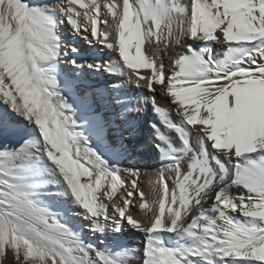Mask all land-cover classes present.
I'll list each match as a JSON object with an SVG mask.
<instances>
[{"label": "snow or ice", "instance_id": "snow-or-ice-1", "mask_svg": "<svg viewBox=\"0 0 264 264\" xmlns=\"http://www.w3.org/2000/svg\"><path fill=\"white\" fill-rule=\"evenodd\" d=\"M62 25L77 34L90 26L118 61L69 59L68 51L79 50L62 46ZM81 38L92 44L87 34ZM160 44L175 49L168 72ZM145 45L154 46L151 54ZM62 60L73 72L104 70L129 82L135 76L136 87L145 81L153 95L144 102L176 134L178 144L152 125L164 162L148 173L154 199L138 193L139 207L151 213L147 225L128 214L136 169L124 170L132 190L109 215L105 199L124 182L116 163L92 145L98 137L118 153L129 151L124 132L134 136L133 102L95 91L78 75L64 81ZM154 85L178 120L157 104ZM65 87L77 90L78 103ZM0 104V135L20 136L18 146L0 144V264L9 257L8 264L135 259L118 241L86 240L65 219L69 213L93 233L119 236L124 222L144 232L139 264H264V0H0ZM117 114L124 127L113 134ZM57 198L70 207H59Z\"/></svg>", "mask_w": 264, "mask_h": 264}, {"label": "bare ground", "instance_id": "bare-ground-1", "mask_svg": "<svg viewBox=\"0 0 264 264\" xmlns=\"http://www.w3.org/2000/svg\"><path fill=\"white\" fill-rule=\"evenodd\" d=\"M37 2V0H34ZM49 3H57L59 0H46ZM66 3V0H64ZM103 4V0H101ZM107 15L106 10H101V18L102 20ZM109 22H111V17H108ZM100 30H105V25L101 24L99 26ZM60 34L62 37V46H74L76 47L79 52L74 54L71 51H68L67 57L70 59L73 55L77 56L82 63L84 62H95V61H111L113 63L118 61V53L112 49L107 48L106 46H102L98 40L93 39L90 36V26L88 33L81 32L80 34L75 33L70 26L62 25L60 27ZM89 34V39H92V44L90 45L86 40L82 39V35ZM113 33L110 34L109 40L113 41ZM81 38V39H80ZM186 43H193V41H189L186 39ZM214 49L219 52L222 48L221 45H216L213 42ZM146 48V47H145ZM169 58H173V53L175 52L174 48H167ZM152 47H147V52L152 53ZM129 55H135V49L129 50ZM122 63V61H120ZM63 65V73L62 79L67 81L68 79H75V76L80 77V81L83 84H87L93 90L98 92H104L106 95L116 96L120 95L125 99L131 100L133 102L132 107L135 111L129 117L130 121L134 124V136L129 138V133L124 132V137L126 138V142L129 145L128 152H117L112 148L109 144L108 140H101L98 137H93L92 145L93 147L100 151L106 159H109L113 163H116V166L121 170V178L124 182V188L118 189L115 196H113L112 200L105 199V203L108 205V212L109 215H115L112 209L113 202H119L121 206H123V202L118 200V197L123 200L126 196L127 191L132 190L131 181L133 177L129 176L125 169L132 168L139 171L140 175L137 179V189L133 190L136 195L134 194L130 198V204L128 207V214L132 215L134 219L139 220L142 224L147 225L148 220L151 219V213H147L144 209L139 207L141 203V197L138 193L142 192L144 194L145 199L148 202H151L154 199V193L149 184V176L148 173H152L154 171L159 170L164 162V158L158 153L154 148L153 144L157 141L154 139L155 133L153 130L152 125H156L163 131L166 135L174 140L178 144V140L176 139V134L172 131H169L164 125L161 124L158 117L153 113L150 104H146L145 98L151 97L153 93L147 90L145 86V81H140V86H135L136 77L132 78V81L129 82L127 76H120V75H109L106 71L101 70L99 72H95L92 70L87 69L86 67L79 71L73 72L62 60ZM145 70L147 69H140L141 75H149ZM131 71V70H128ZM148 71V70H147ZM72 73V76H69V73ZM103 72V73H102ZM105 80V82H104ZM113 87H118L119 92L112 91ZM156 89V100L157 104L161 107L166 108L171 118L176 121L178 117L174 112V105L170 104V98L167 97L165 99L164 95L160 90L159 85H154ZM66 94L69 95L70 101L79 102V96L76 89H68L67 87L64 88ZM137 101H139L137 103ZM171 105L172 107H169ZM3 105L0 104V111H3ZM115 121L114 125L112 126V133L115 134L118 130H122L124 127V123L119 119V115L112 117ZM26 123V122H25ZM23 124H21V127ZM191 139L193 145H195L196 141V134L195 130H192ZM20 142V136L16 134H8V135H0V144H7V145H15L18 146ZM132 162V164H131ZM125 179V181H124ZM154 179V178H153ZM233 193H238L242 191L239 187H233L231 189ZM59 207L68 209L70 207V202H65L61 198H57L53 201ZM111 207V208H110ZM80 211L78 208H72V212ZM238 215V214H234ZM65 219L68 220L69 224L76 228L77 230L82 231L83 237L86 240H89L93 243L100 244L101 241H106L107 246H112L114 242H119L125 247L133 249L135 252V259L130 260L129 264H139L140 262V255L141 251L145 242V234L140 230L134 229L132 226L128 225L126 222L123 223V231L119 234V236H113L111 233H106L101 235L99 233H93L87 230L86 224L87 222L82 220L79 216H73L71 213L65 216ZM242 219V217H241ZM166 240H171L172 237L169 234H165ZM102 247L105 245H101ZM11 260V257L7 258L6 264Z\"/></svg>", "mask_w": 264, "mask_h": 264}, {"label": "rangeland", "instance_id": "rangeland-1", "mask_svg": "<svg viewBox=\"0 0 264 264\" xmlns=\"http://www.w3.org/2000/svg\"><path fill=\"white\" fill-rule=\"evenodd\" d=\"M88 36H89V34H88ZM144 47H146V49H147L148 45H145ZM151 47H152V50H153L154 46H151ZM158 50H159V54L163 57V63H164V66H165V71L168 72L169 68H170V63H171V59L169 58L168 50L163 44L159 45V49ZM149 54H151V53H149ZM147 70H145V71L150 75L151 74V70H148V71ZM104 82H105V80H104ZM162 94L164 95L165 99H167V95L165 93H162ZM149 95H151L150 92H149ZM156 100H158V98H156ZM170 104L173 105L171 102H170ZM171 105H169V107H172ZM193 130H195V129H193ZM131 164H132V162H131ZM124 181H125V179H124ZM134 194L136 195L137 193L134 192ZM118 200L123 202V200H121V198H119V197H118Z\"/></svg>", "mask_w": 264, "mask_h": 264}]
</instances>
